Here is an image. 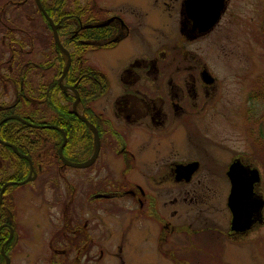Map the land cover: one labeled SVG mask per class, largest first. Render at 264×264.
<instances>
[{"label":"rangeland","instance_id":"374dc122","mask_svg":"<svg viewBox=\"0 0 264 264\" xmlns=\"http://www.w3.org/2000/svg\"><path fill=\"white\" fill-rule=\"evenodd\" d=\"M225 2V18L207 36L198 39L197 48L198 57L207 63L213 76L223 77L221 91L225 96L213 100L217 102L216 109L210 104L211 110L203 118L200 116L205 112L201 114L199 110H192L186 129L174 136H166V132L160 130L153 134L154 137L148 136V142H145V134L140 129L113 119L111 114L116 70L132 57L147 53L139 37L126 39L114 49L85 52L90 65L107 76L105 94L93 103V107L112 118L113 124L122 130L128 141L135 134L136 140L128 146H115L116 149L102 141L99 154L89 167L63 168V176L74 185L71 189L65 188L62 179H58L54 186L46 183L45 177L50 174L36 175L32 181L7 189V193L14 196L11 200L16 205V211L12 209L9 218L15 219L12 224L18 222L20 237L13 254L6 255L5 262L43 264L45 260L41 258L47 257L50 237L57 232L55 230L62 218V200L71 202L72 207L77 209L78 194L87 188L88 183L104 178L107 184L110 180L112 184H118L116 194L119 196H124L128 189H134L136 183L140 189H145L143 187L148 184V189L144 206L138 208L134 205L139 216L135 210H129L132 206L129 201L114 200L103 202L99 208L89 204L85 207V215H95L101 224L98 246L102 252L98 255L97 264H264V207L261 220L254 221L257 223L252 229L242 234L227 235L231 213L226 200L230 183L224 173L233 156H244L243 162L257 156L253 141L257 133L253 131V126L258 127V122L264 129V3L262 0ZM16 9L17 14L22 15L21 23L26 25L30 13L23 15L19 7ZM181 22L187 23L185 19ZM169 31L168 27L150 29V47L161 41L164 34L169 35ZM5 71V68L0 69L1 73ZM69 92L74 94L72 90ZM210 92L213 96L217 94L214 89ZM250 92H257L259 98L249 97ZM14 95L12 86L0 88V102H10ZM76 108L81 112L78 104ZM13 115L18 116L16 113ZM34 117L39 122L47 120V115ZM159 135L164 136L157 140ZM170 139L174 144L169 143ZM129 153L132 160L123 157ZM185 159L199 161L192 182L180 185L171 178L161 180L167 167L172 168L176 165L175 161ZM0 162H3L1 158ZM251 163L260 171L262 179L256 192L264 199V172L260 165ZM191 187L193 192L184 191V188ZM74 191L77 197L73 195L71 198L69 195ZM3 195L4 191L2 198ZM189 197L193 199L190 201ZM159 208L166 210L168 216L176 209L178 215L168 218L158 212ZM183 222H191L192 227L198 225L199 228L193 233ZM162 223L168 224V229L173 227L176 230H158V224ZM179 223L182 226H178ZM91 246V250L99 253V247Z\"/></svg>","mask_w":264,"mask_h":264},{"label":"flooded vegetation","instance_id":"af4514ba","mask_svg":"<svg viewBox=\"0 0 264 264\" xmlns=\"http://www.w3.org/2000/svg\"><path fill=\"white\" fill-rule=\"evenodd\" d=\"M16 1L20 2V0L14 2ZM225 4L226 2L223 0V8L219 19L205 31H199L197 24L186 9V0H65L64 8L66 12L63 15L65 19H63V22L58 23L52 21L59 25L57 34L62 24L68 26L69 29L66 31L68 36L64 37L67 40L64 41L67 42L69 50H74L73 45L75 42L77 43V46L81 48L80 50H83V54L78 55L79 58H86V51L114 49L126 39L133 40L134 36L139 37L144 42L147 53L144 52L140 56L132 57L116 70L113 79L114 90L111 93L110 110L113 119L126 122L133 129H140L145 134L143 141L148 142L147 137H154L153 134H157L160 130H164L166 136H174L176 132L183 131V129H186L192 110H199L201 114L205 112L200 116V118H203L211 110V107L209 108L210 104L216 109L217 102L214 103L213 100H220L223 95L225 96L224 91H221L224 85L223 77L213 76L214 73L209 69L207 63L198 57L197 49L198 39L207 36L225 18ZM150 8L153 9L150 10ZM197 8L196 3L191 6L192 16L197 17L199 12L201 15L206 12V10L198 11ZM42 15L45 18L43 13ZM184 19L187 23L181 22ZM49 27L52 31L50 24ZM165 27L170 28V34H164L161 41L150 47L149 39L151 35L149 30H162ZM88 31L93 33L89 35ZM86 62L90 64L87 58ZM205 72L208 74L207 77L211 78L209 83H205ZM99 73L107 78L104 73L100 71ZM154 78L156 79L153 80ZM211 89L216 90L217 94L215 93L213 96V92H210ZM100 96L92 97V107ZM93 110L97 115L95 120L98 124L102 127L109 126L111 131V134L104 135L103 142L110 143L111 146L115 147L120 144L128 146V143L136 140L137 135L135 134L128 141V137L126 138L122 130L113 124L112 118L102 111H97L95 107H93ZM163 136L159 135L157 140H160ZM169 143L174 144V141L170 139ZM123 157L128 160L133 159L131 153ZM243 158L245 159L244 156L239 154L233 156L230 162L240 159L243 164L253 167L249 159H246L248 162H243ZM175 162L176 165H187L199 161L185 159L184 161L178 160ZM174 166L166 168L161 180L162 178H171L177 184L188 185L192 182L199 163L189 179L183 177L177 180ZM224 173H226L225 170ZM147 179H151V177H147ZM67 183L64 182L65 188L70 189ZM69 183L71 185V182ZM146 185L148 186V184ZM147 186L143 187L145 189H140L136 183L134 189H128L124 196H119L116 194L118 184H110V186L101 188L97 192H93L87 185V188L78 194L77 209L72 207L71 202L62 200V218L57 225L59 228L55 230L57 232L50 237L47 257L41 258V260H45L43 264H97L98 255L102 252L100 246H98L101 224L97 222L95 215L91 214L88 217L85 215V207L89 204L99 208L103 202H113L114 200L129 201L132 205L129 210H135L136 215L139 216L134 205L138 208L144 206ZM184 191L189 193L193 192L194 189L192 187L184 188ZM73 195L74 198L77 197L76 191L71 192L69 196L73 198ZM13 197L12 194L9 195V199L5 196L0 204V264L6 263L7 254H13L14 247L16 244L18 245L20 237L18 222L12 224L15 219L9 218L12 209L16 211V205L11 200ZM174 199L176 200V198ZM192 199V197H189L188 200L191 201ZM171 204L174 205L175 203ZM158 212L168 218L178 215L176 209L171 211L170 216H168L166 210L159 208ZM230 218L226 234L244 233L230 230ZM178 222H182L181 219ZM256 223L254 222L250 229ZM182 224L187 225V228L193 233L199 228L198 225H195L196 228L192 227L191 222H183ZM182 224L177 225L182 226ZM168 227V224L165 223L158 224V230L169 232L176 230L173 227L168 229ZM222 228L225 233V224ZM178 229L181 230V228ZM6 232H8L7 235ZM91 244H93V248L99 247V253L95 249H90Z\"/></svg>","mask_w":264,"mask_h":264},{"label":"trees","instance_id":"16d2710c","mask_svg":"<svg viewBox=\"0 0 264 264\" xmlns=\"http://www.w3.org/2000/svg\"><path fill=\"white\" fill-rule=\"evenodd\" d=\"M14 1L0 0V39H2L0 46L3 45L0 52V69H6L5 72H0V88L2 90V87L12 86L15 94L10 102H0V120L16 113L28 123L56 125L66 134L63 155L72 162L84 161L93 150L94 139L89 127L71 110L75 96L68 90L62 91L59 86L58 78L66 57L54 42L49 24L35 1ZM262 1L264 3V0ZM40 2L55 23L63 22L65 19L63 15L66 12L65 0H40ZM17 7L23 15L30 13L26 25L21 23L22 15L17 14ZM68 29V26L62 24L58 31L60 42L71 56V64L63 78V84L66 86L76 84L75 89L80 96L78 107L83 116L96 127L101 141H104V135L111 134V131L109 126L105 125L103 128L95 120L97 115L92 107V97H99L105 93L107 79L95 66L88 64L86 58L78 57L83 54V50H80L76 42L73 45L74 50H69L67 42L64 41L67 40L64 37L68 36L66 33ZM87 33L91 35L93 32ZM256 93L250 92L249 97L258 99L259 95ZM35 115L41 117L47 115V120L35 121ZM28 123L16 118L6 120L0 124V139L12 143L19 152L29 156L36 175L50 174L51 176L45 177L46 183L54 186L58 179L67 183L61 171L68 166H64L58 156V148L63 141L62 132L47 127L36 128ZM257 124L256 128L253 126V131L257 133V135L254 133L255 139H253L254 152L257 156L251 157L250 161L260 165L264 172V129L258 122ZM0 158L3 160L0 162V187L9 180L21 181L27 177L30 170L28 161L18 156L11 148L0 144ZM103 180L88 183L89 189L97 192L112 184L111 180L109 184ZM67 185L70 189L74 187L69 182ZM12 186L14 185L5 187L3 198L8 196L7 189Z\"/></svg>","mask_w":264,"mask_h":264},{"label":"water","instance_id":"95a60500","mask_svg":"<svg viewBox=\"0 0 264 264\" xmlns=\"http://www.w3.org/2000/svg\"><path fill=\"white\" fill-rule=\"evenodd\" d=\"M36 5L38 9L44 14L45 18L49 22L51 28H52V35L54 38V42L58 46V48L63 52V54L66 57L65 65L63 67L62 73L60 77L58 78V83L62 91L66 90H72L74 91L75 100L72 103V112L74 115L79 118L82 122H84L89 129L91 130L93 134L94 144H93V150L92 153L81 162H72L68 160L62 153L63 147L66 143V134L63 131L62 128L53 125V124H33L28 123L25 119L17 116V115H10L0 120V123L4 122L5 120L16 118L20 120L23 123L31 124L32 126L36 128L40 127H47V128H53L60 130L63 134V141L61 145L58 148V156L60 161L64 166L72 167V168H78L83 169L86 167H89L97 158L100 150V137L98 134V130L96 127L89 122L81 113H79L76 109V105L80 99L76 89L75 85L72 86H66L63 84V78L65 74L67 73L69 66L71 64V57L70 53L67 49H65L57 34V28L58 24H55L52 19L49 17L47 12L42 7L40 0H35ZM197 4L198 11L206 10L205 13L201 15L199 14L196 16H192L193 13H191V6ZM207 4V6H206ZM206 8V9H205ZM223 8V0H186V9L188 13L191 15L193 21L197 24V27L199 31H205L206 29H209L212 27L217 20L219 19L221 10ZM205 82H211V78H208V74L205 72ZM1 142V140H0ZM4 143V142H3ZM7 144L18 156H24L21 154L17 148L10 144ZM198 165V162H192L187 165L178 164L176 165L175 172H176V179L179 180L183 177L186 179H189L191 174L196 170ZM29 173L27 177L24 180L21 181H7L5 182L1 188H0V203L2 199V194L4 191V188L7 185H21L24 183H27L29 181H32L36 177V173L33 168V164L31 161H29ZM226 176L229 179L230 188L229 193L226 200V205L231 213L230 218V230L235 232H245L249 230L252 227V224L256 220H261L262 218V209L264 207V199L263 196L259 193L255 192V189L257 185L260 183L261 176L260 172L256 167H251L248 165L243 164L240 159L233 160L226 170ZM188 177V178H187ZM2 253L4 254V250L2 248ZM8 264V261L6 262Z\"/></svg>","mask_w":264,"mask_h":264},{"label":"bare ground","instance_id":"6f19581e","mask_svg":"<svg viewBox=\"0 0 264 264\" xmlns=\"http://www.w3.org/2000/svg\"><path fill=\"white\" fill-rule=\"evenodd\" d=\"M74 95V94H73ZM79 102V101H78ZM78 104V103H77ZM77 109V108H76ZM71 110H72V107H71ZM77 111H78V109H77ZM79 112V111H78ZM80 113V112H79ZM74 114V113H73ZM3 123V122H2ZM1 124V123H0ZM1 140V142H0V144H3V145H5V146H7V147H9L7 144H5V143H10V142H7V141H4V140H2V139H0ZM4 142V143H3ZM100 143H101V138H100ZM10 144H12V143H10ZM13 145V144H12ZM15 146V145H14ZM16 147V146H15ZM10 148V147H9ZM17 148V147H16ZM100 148H101V145H100ZM21 153V152H20ZM21 154H23L24 156H21L22 158H25L27 161H28V164H29V161H31V159L29 158V156H27L26 154H24V153H21ZM18 155V154H17ZM32 162V161H31ZM231 163V162H230ZM253 167H255V166H253ZM257 168V167H256ZM258 169V168H257ZM259 170V169H258ZM260 172V171H259ZM260 176H261V174H260ZM261 179H262V177H261ZM260 182H261V180H260Z\"/></svg>","mask_w":264,"mask_h":264}]
</instances>
